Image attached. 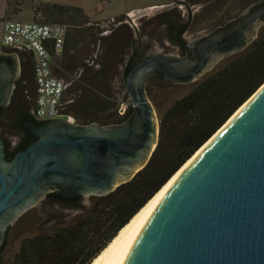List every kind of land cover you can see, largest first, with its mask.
<instances>
[{
  "label": "water",
  "instance_id": "95a60500",
  "mask_svg": "<svg viewBox=\"0 0 264 264\" xmlns=\"http://www.w3.org/2000/svg\"><path fill=\"white\" fill-rule=\"evenodd\" d=\"M237 15L189 42L185 55L155 51L136 62L124 76L132 103L125 122L27 121L36 139L10 160L0 135V252L8 228L47 192L103 196L142 170L159 135L147 79L158 75L191 83L247 48L264 26V0ZM17 67L16 59L6 62L0 56V107L9 102ZM263 85L180 178L91 264H264Z\"/></svg>",
  "mask_w": 264,
  "mask_h": 264
},
{
  "label": "trees",
  "instance_id": "16d2710c",
  "mask_svg": "<svg viewBox=\"0 0 264 264\" xmlns=\"http://www.w3.org/2000/svg\"><path fill=\"white\" fill-rule=\"evenodd\" d=\"M15 1L7 0L8 6ZM35 12L52 23L66 25L63 52L81 50L86 38L101 32L100 29L94 32L95 26L90 24L88 15L77 6L39 2ZM263 30L264 26L257 38L232 55L227 64L200 77L188 94L160 116L158 142L142 170L112 192L93 196L86 213L70 224L24 239L12 264H89L171 175L264 83ZM101 39L103 37L98 38ZM136 62L130 61L124 76ZM35 95L34 85L33 90L28 93L23 90L16 97L21 121H44L36 119L31 112ZM14 99L13 96L11 101ZM110 100L108 105L106 101L103 105L109 111L98 120L100 124L115 112L116 98ZM131 112L132 107L128 115ZM34 139L30 138L16 151L24 149ZM7 146L6 142L9 159Z\"/></svg>",
  "mask_w": 264,
  "mask_h": 264
},
{
  "label": "rangeland",
  "instance_id": "374dc122",
  "mask_svg": "<svg viewBox=\"0 0 264 264\" xmlns=\"http://www.w3.org/2000/svg\"><path fill=\"white\" fill-rule=\"evenodd\" d=\"M44 1V0H42ZM177 0H45V3L52 2L60 5H73L83 9L84 13L89 17L90 21H103L101 26L94 28V32L99 29L101 32L95 37H88L81 46V61L80 66L75 65L71 70L59 69L54 67V72L62 69V73L57 74L58 76L66 81L69 77L73 75L76 71L78 72L82 67H85L84 73L92 69L93 65L98 63L99 58H101L102 45H99L97 41L98 37L104 32H108L118 24V22L131 23L134 22L135 25V36L134 38L138 42H142V47L140 48L141 52L144 54H149L151 52L160 51L168 54H175L173 52L174 48L172 46L166 45L168 41L163 37L162 33L159 31L158 34H155L157 31H150L148 34L145 33L144 28L150 26L153 21H138L141 17H150V15L167 9L175 4ZM254 0H237L234 1V9L227 10L222 9L218 12L217 17L219 20L223 18H232L236 16L239 12L243 11L249 3ZM223 5L226 7L229 4L230 0H224ZM31 3V4H30ZM5 0H0V17L2 18L5 15ZM39 6V2H32L29 0H16L11 3L9 6V17L11 20H21V21H34L39 23H52L50 20H46L40 16L39 13L35 12V9ZM141 8L138 11H131L132 8ZM137 10V9H136ZM183 13V9H179ZM127 11V12H126ZM127 13L126 15L124 13ZM116 18V19H115ZM114 19V20H113ZM116 20V21H115ZM123 20V21H119ZM208 21H194L195 24L199 25V29L207 30ZM94 23V22H93ZM59 24V23H58ZM140 24H142L140 26ZM139 28V30H138ZM161 30V24H159ZM141 31V32H140ZM264 31V30H263ZM205 32V31H203ZM132 35V32H131ZM122 36V34H121ZM103 37V36H102ZM96 39V42L95 40ZM187 39H191L190 35H187ZM104 41V39H103ZM0 45L2 44V20H0ZM132 46H128L131 48ZM164 50V51H163ZM232 55H235L232 54ZM232 55L225 57L219 61L213 69H217L229 62L232 58ZM124 57V55H123ZM122 57V59H124ZM83 58V59H82ZM64 60V59H63ZM63 62V61H62ZM73 63L72 60H67L65 65L68 67L70 63ZM123 60L118 63L120 68H123ZM70 68V67H69ZM80 68V69H79ZM101 68V67H100ZM58 69V70H57ZM88 73V72H87ZM54 74V73H53ZM86 75V74H85ZM206 75V73H205ZM202 77V76H201ZM200 77L191 83H166V82H150L146 88L147 96L152 103L155 112L157 114L158 120L160 116L178 99L182 98L188 94L198 83ZM115 86V85H114ZM114 97L117 101L126 98V94L121 95L113 92ZM68 97V92H66L65 101ZM35 106V102H34ZM116 108V106H115ZM104 120V119H103ZM117 120V113L109 115L104 120L102 124H113ZM7 139L11 138L9 133H6ZM93 196L86 197L83 200L81 209L74 210L68 214L67 210H63L59 213L58 210L53 209L52 207H46L45 204H36L32 208L28 209L26 212L17 217L14 223L8 228L6 241L3 246V249L0 252V264H12L14 256L18 253L21 243L24 239L32 238L36 235L49 233L55 227H60L66 224H70L75 221L79 216L86 213L88 207L92 201ZM61 214V215H60ZM60 216V217H59ZM56 219H58L56 221ZM56 221V222H55Z\"/></svg>",
  "mask_w": 264,
  "mask_h": 264
},
{
  "label": "flooded vegetation",
  "instance_id": "af4514ba",
  "mask_svg": "<svg viewBox=\"0 0 264 264\" xmlns=\"http://www.w3.org/2000/svg\"><path fill=\"white\" fill-rule=\"evenodd\" d=\"M234 1L237 0H230L229 4L231 5L225 7L223 5V3H225L224 0H177L173 6L156 12L150 15V17H141L138 19V21H153L152 24L150 26H146L147 28H144L143 31L148 34L150 31H157L159 29L157 32H155V34H158L160 31L163 37H165L168 41V44L166 45L172 46L174 48L173 52L181 56L186 54V46L189 44V42L198 39L199 37L211 32L217 27L223 26L228 21H232L234 19V17H232L219 20L217 17L218 12L222 11L223 8L227 10H233ZM257 1L258 0H254L253 2L249 3V5ZM249 5H247L245 8H247ZM179 9H183V13H181ZM240 13L241 12H239L238 15ZM194 21H208V29H199V25L195 24ZM159 24H161V30L159 28ZM141 25L142 24H140V26ZM127 26V24L124 25L123 23H118L109 31L108 34L103 36L104 41L102 44L105 50L104 53L101 54V58L98 60V64L101 67L100 69H104L106 72V77L111 80L112 86L115 85L114 88L112 87L113 92L116 94L120 93L121 95L126 94V98L124 99H128L124 87L123 75L126 66L132 60H137L138 62L149 55H143L144 52L140 51V48L142 47L141 45L143 43L138 42L134 38V35L128 33ZM121 33L123 34L122 36L120 35ZM187 35H190L191 39H187ZM128 46L132 47L128 48ZM11 52V48H7L6 46L2 48L0 47V56L6 62L13 59L15 60V55ZM19 57H21L23 60H21L19 63L18 71L16 72L15 78L13 79V88L9 102L6 105L0 107V135L4 139L5 143H9V146H7V152H9L8 156L11 157L8 159L6 154V158L8 160H10L13 155L18 150H20L18 149L16 151V149L21 144H25L30 138L34 137L26 126V122L32 120L21 121L22 114L19 111V106L17 103L18 99L16 98L18 95L22 94L23 90L28 93V90L34 89V60L32 55L27 53L25 56L20 55ZM122 57L124 59H122ZM122 60L123 68H120L118 63ZM150 82L173 83L158 75H152L147 79L145 88H147ZM13 96L15 99L11 101ZM121 100H116L115 112L117 113V120L113 124L123 123L132 115V112L130 115H128V110L130 107H132L131 102H129L123 114H119L117 112L118 103ZM33 110L34 106L33 109H31L32 113ZM6 133H9L11 138L7 139ZM85 198V196L64 197L57 194L56 190H52L47 192L40 199L38 204H45L46 207H52L53 209L58 210L59 213H61L63 210H67L68 214H70V212H73L74 210L83 208L82 204ZM57 220L58 219H56V221Z\"/></svg>",
  "mask_w": 264,
  "mask_h": 264
},
{
  "label": "built area",
  "instance_id": "2783aa9c",
  "mask_svg": "<svg viewBox=\"0 0 264 264\" xmlns=\"http://www.w3.org/2000/svg\"><path fill=\"white\" fill-rule=\"evenodd\" d=\"M66 26L58 23H39L4 19L2 22V44L17 51L31 54L34 60V81L36 87L33 113L36 118L51 120L61 117L66 103L64 101L72 80L66 81L52 74V53L63 50ZM128 99L118 103L117 112L123 114ZM66 119L73 123L74 118Z\"/></svg>",
  "mask_w": 264,
  "mask_h": 264
},
{
  "label": "crops",
  "instance_id": "0c3cea01",
  "mask_svg": "<svg viewBox=\"0 0 264 264\" xmlns=\"http://www.w3.org/2000/svg\"><path fill=\"white\" fill-rule=\"evenodd\" d=\"M29 1L45 2V0L44 1H42V0H29ZM48 3H52V2H48ZM71 6H73V5H71ZM4 7H5V15L2 18L0 17V20H2V22L4 19L8 18L10 15L7 0H5V6ZM136 9L139 10L141 8L140 7L139 8H132L131 11L136 12L137 11ZM126 12L124 14H127ZM99 22H103V21H90V24L98 27V26H101V24H102ZM118 23H123V22H118ZM125 23L128 25L127 26L128 27V30H127L128 33L131 34V32H132V35L135 36L134 30H135L136 24L134 22H132V24L128 23V22H125ZM106 34H108V32L107 33L104 32L102 35H100V37L105 36ZM65 37H66V35H65ZM100 37H98V38H100ZM97 41H99V40H97ZM64 42H65V40H64ZM98 43H99V45H102L101 54H103L104 50H105L104 46L102 44L103 39H101V41H99ZM0 47L2 48L5 46L0 45ZM7 48H10V47H7ZM11 50H12L11 53H13L15 55V59L17 61V66H18L17 71H18L19 63L21 62V60H23L19 56L20 55L25 56L26 53L17 51L13 48H11ZM72 52H73L72 50H70L69 52H63V50H62L61 53L55 54L53 51H51L52 56H53L52 57L51 70H52V74L54 73L53 74L54 76L62 73V69L71 70L72 68L75 67V65L80 66L81 61H79V58L82 57V56H80L81 50H75V52H73V53ZM67 60L73 61V63L72 62L70 63V66H69L70 68L67 65H65ZM54 67H56L58 69L60 67H63V68L60 70L57 69L58 71L54 72L53 71V70H55ZM84 69H85V67H82L78 72L76 71L73 75H71L69 77L68 81L72 80L73 84L67 90V92H68L67 98H69V99H66V101H71V102H68L65 104V106L62 110V115L59 118L66 119L67 116H71L75 120V122H73V123L89 124L90 122H95V123L100 124L98 122V120H101V118L106 116L108 114V111H109V108L105 110L103 107L105 101L107 102V105H108V103H109L108 100H110L112 97L115 98L113 95V90H112L114 88V85L112 86L111 80L108 77H106V72L104 71V69H100V65L98 63L93 65L92 69L86 71V73H84ZM34 84H35V81H34ZM65 96H66V94H65ZM64 99H65V97H64ZM70 104H71V106H69ZM100 125H103V124H100Z\"/></svg>",
  "mask_w": 264,
  "mask_h": 264
},
{
  "label": "bare ground",
  "instance_id": "6f19581e",
  "mask_svg": "<svg viewBox=\"0 0 264 264\" xmlns=\"http://www.w3.org/2000/svg\"><path fill=\"white\" fill-rule=\"evenodd\" d=\"M138 11V10H137ZM264 86V85H263ZM262 86V87H263ZM261 87V88H262ZM260 88V89H261ZM259 89V90H260ZM258 90V91H259ZM257 93V92H256ZM254 93L248 100H246L227 120V122L222 125L203 145H201L194 154L188 158L177 170L176 172L154 193V195L130 218V220L117 232V234L112 238V240L98 253L96 257L89 263L91 264L107 247H109L123 232H125L140 216H142L184 173L187 167L192 163V161L205 149V147L224 129L227 123L240 112L256 95Z\"/></svg>",
  "mask_w": 264,
  "mask_h": 264
}]
</instances>
